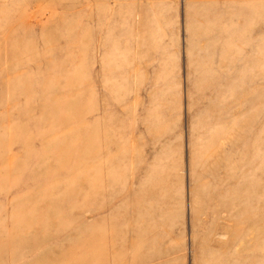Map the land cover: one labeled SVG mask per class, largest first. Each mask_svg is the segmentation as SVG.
<instances>
[{"label": "rangeland", "instance_id": "rangeland-1", "mask_svg": "<svg viewBox=\"0 0 264 264\" xmlns=\"http://www.w3.org/2000/svg\"><path fill=\"white\" fill-rule=\"evenodd\" d=\"M0 264H264V0H0Z\"/></svg>", "mask_w": 264, "mask_h": 264}]
</instances>
